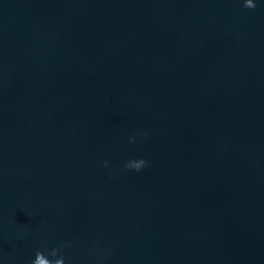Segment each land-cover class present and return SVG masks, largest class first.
I'll list each match as a JSON object with an SVG mask.
<instances>
[{
    "label": "water",
    "instance_id": "obj_1",
    "mask_svg": "<svg viewBox=\"0 0 264 264\" xmlns=\"http://www.w3.org/2000/svg\"><path fill=\"white\" fill-rule=\"evenodd\" d=\"M255 3L0 0V264H264Z\"/></svg>",
    "mask_w": 264,
    "mask_h": 264
},
{
    "label": "clouds",
    "instance_id": "obj_2",
    "mask_svg": "<svg viewBox=\"0 0 264 264\" xmlns=\"http://www.w3.org/2000/svg\"><path fill=\"white\" fill-rule=\"evenodd\" d=\"M244 7L249 9H255L257 7L255 0H244ZM133 142L135 139L133 138ZM107 167V162H105ZM147 161L144 159H132L129 160L125 167L128 170H135L137 172L141 171L143 168L147 167ZM32 264H66L65 258L61 255V250L59 247L52 248L47 254L44 251H37Z\"/></svg>",
    "mask_w": 264,
    "mask_h": 264
}]
</instances>
